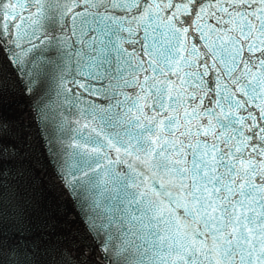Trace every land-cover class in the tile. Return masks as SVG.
Segmentation results:
<instances>
[{
	"label": "snow or ice",
	"instance_id": "snow-or-ice-1",
	"mask_svg": "<svg viewBox=\"0 0 264 264\" xmlns=\"http://www.w3.org/2000/svg\"><path fill=\"white\" fill-rule=\"evenodd\" d=\"M0 55V264H264V0H0Z\"/></svg>",
	"mask_w": 264,
	"mask_h": 264
}]
</instances>
